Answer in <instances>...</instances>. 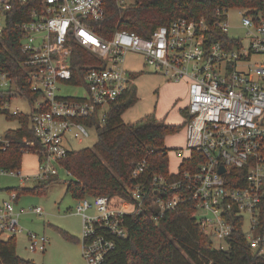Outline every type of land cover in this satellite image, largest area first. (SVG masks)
I'll use <instances>...</instances> for the list:
<instances>
[{"label":"built area","instance_id":"2783aa9c","mask_svg":"<svg viewBox=\"0 0 264 264\" xmlns=\"http://www.w3.org/2000/svg\"><path fill=\"white\" fill-rule=\"evenodd\" d=\"M115 2L125 9L133 0ZM239 12L244 39L228 34L227 10L218 24L233 42L226 48L220 41H207L209 29L203 20L179 17L155 28L150 37L115 30L110 38H103L94 22L105 16L104 0H0V51L16 63L13 71L8 70L0 53V111L20 115L18 107L12 112L8 107L16 97L26 99L30 129L38 140L23 139V155L37 158L33 174L0 168V177L35 182L59 175V161L68 151L66 135L78 141L89 135L78 119L104 120L110 102L133 82L124 64L129 53L140 55L144 65L169 81L190 83L186 144L178 154L184 150L188 156L198 154L201 160L195 171L176 172L172 178L155 175L148 185L137 182L130 188V200L101 195L78 200L75 214L82 219L85 264H103L115 239L127 237L124 215L148 210L157 220L184 199L196 202L193 216L214 249H228L240 222L251 251L264 254V228L260 229L264 221V18L256 20L243 9ZM9 43L18 45L21 58L13 55ZM75 46L95 63L73 69ZM253 55L260 60L256 65L249 63ZM24 83L38 94L36 99L24 94ZM64 87L78 90L62 94ZM10 144L0 134V151ZM143 171L141 161L132 176ZM18 198L16 191L8 190L0 200L1 239L22 232ZM29 211L42 214L40 207ZM244 215L249 217L247 230ZM25 236L31 252L46 250L45 236L29 231Z\"/></svg>","mask_w":264,"mask_h":264},{"label":"trees","instance_id":"16d2710c","mask_svg":"<svg viewBox=\"0 0 264 264\" xmlns=\"http://www.w3.org/2000/svg\"><path fill=\"white\" fill-rule=\"evenodd\" d=\"M238 8L252 14L256 20L264 18V0H133L128 8H120L115 0H104L105 16L94 22L96 32L103 38H110L115 30H124L141 37H150L159 26H167L173 20L183 17L188 20H203L209 31L207 41H220L231 48L233 42L222 32L218 24L224 19V11ZM257 16H260L257 19ZM8 48L18 59L21 55L18 45L9 43ZM0 53L6 68L13 71L16 63ZM83 63H95L92 56L81 48L74 47L71 65L75 69ZM132 78L136 74L130 73ZM21 84V83H20ZM25 84V85H24ZM24 94L30 100L38 94L29 91L24 83ZM0 98H3L0 95ZM136 102V88L130 84L115 100L110 102L104 120L97 116L78 119L87 127H94L97 140L93 148L78 151L68 150L59 165L69 172L66 194L78 201L89 196H109L130 200V188L137 182L148 185L155 175L175 177L168 168V148L165 137L177 133L183 125H171L159 120L154 113L145 115L132 123H125L122 114ZM10 119H16L20 127L7 130L4 135L11 140L5 151H0L1 169H19L23 157V139L38 142L30 129L28 115H13L4 111ZM187 113V112H186ZM38 144V143H37ZM201 158L196 153L184 157L178 168L195 171ZM144 161V171L138 177L132 171ZM60 174L35 181L28 188L16 187L18 196L25 193H44L47 185L58 181ZM196 202L184 199L173 209L155 220L150 211L124 215L123 225L127 237L115 239L113 250L103 264H264V254L251 251L239 222L226 250H216L213 243L199 227L195 217ZM264 214V213H263ZM264 228V221L260 222ZM65 238L78 242L77 238L62 231ZM16 238H0V264H35L25 261L16 254Z\"/></svg>","mask_w":264,"mask_h":264},{"label":"rangeland","instance_id":"374dc122","mask_svg":"<svg viewBox=\"0 0 264 264\" xmlns=\"http://www.w3.org/2000/svg\"><path fill=\"white\" fill-rule=\"evenodd\" d=\"M227 21L230 25L228 34L233 37L245 38V30L241 25V14L238 8L227 10ZM259 57L254 55L249 63L256 65ZM141 58L139 56H129V67L138 69L140 79L138 81V90L140 91L137 103L128 110L126 116H132L130 113L144 112L151 110L152 113L166 122L176 125H183L179 132L169 135L164 140V145L168 148L169 170L176 171L178 162L183 157L188 156L189 152L184 150L178 154V150L185 149V121L186 119L180 113V109L185 107L188 101V89L185 85L167 83L161 76L154 73L149 65L140 67ZM166 83V85H165ZM76 88H62V94H72ZM18 107L22 115L30 113V105L26 99L21 97L14 98L8 110ZM128 119V117H126ZM20 123L16 119H10L6 114L0 113V134L7 130H16ZM88 136L81 141L66 135L64 144L70 151H78L84 148H93L97 136L94 127H87ZM185 140V143H184ZM183 142V144H182ZM37 158L33 154H25L22 157L19 174L31 175L37 167ZM60 179L47 185L44 193H25L19 196L17 209L25 211L20 216V227L22 232L16 235V254L25 261H31L35 264H85L82 257V219L75 214L77 201L66 194V181L70 175L66 174L64 169H60ZM34 181H20L19 177L2 176L0 177V188H28L34 185ZM0 197L6 198V194L1 193ZM32 207H40L42 214L38 215L29 211ZM92 212V211H90ZM248 215H244V230L248 229ZM34 232L43 235L48 239L46 250L43 252H31L27 248L26 232ZM62 231L77 238L78 242H71L65 238Z\"/></svg>","mask_w":264,"mask_h":264},{"label":"crops","instance_id":"0c3cea01","mask_svg":"<svg viewBox=\"0 0 264 264\" xmlns=\"http://www.w3.org/2000/svg\"><path fill=\"white\" fill-rule=\"evenodd\" d=\"M129 56H139L140 58H141V63H140V67L142 66V65H144V61H143V58L140 56V55H137V54H133V53H129V54H127L126 55V57H125V62H124V64H125V67L129 70V73H133V74H136V76H135V78H133V82L131 83L132 85H134L135 86V88H136V102L131 106V107H129L123 114H122V120L125 122V123H132V122H136L137 120H139V119H141L142 117H144L145 115H148V114H151L152 113V111L149 109V110H145L144 112H136L135 114L134 113H130L132 116L130 117V116H126V113H127V111L128 110H131V108L137 103V101H138V98H139V94H140V91L138 90V88H137V86H138V81H139V79H140V76H139V73L141 72V70L139 71L138 69L136 70V69H132V68H130L129 67ZM155 73V72H154ZM156 74H158V75H160L161 76V78H162V80L163 81H165V82H169V83H173V84H178V85H185L186 87H187V89H188V93H189V85H190V83H189V80L188 79H182V80H180V81H177V82H173V81H169V80H167L163 75H161V74H159V73H156ZM165 85H166V83H165ZM188 100H189V94H188ZM187 105H188V101H187V104L185 105V107H183V108H181L180 109V113L182 114V116H184V118L186 119V117H187ZM154 113V112H153ZM155 115V114H154ZM126 117H128V119H126ZM155 117L157 118V119H159V120H163L165 123H168V122H166L164 119H161V118H158L156 115H155ZM168 124H171V123H168ZM171 125H176V124H171ZM185 125V124H184ZM177 126V125H176ZM179 126V125H178ZM179 132V131H178ZM4 134V133H3ZM176 134V133H175ZM172 135H174V134H172ZM169 136V135H168ZM185 136H186V133H185ZM167 137V136H166ZM165 137V138H166ZM185 140H186V137H185ZM185 140H184V143H185ZM182 144H183V142H182ZM184 158V157H183ZM182 160V159H181ZM180 162L181 161H179L178 162V167H177V170L174 172L173 170L172 171H170L169 170V172L171 173V174H175L176 172H178V168H179V164H180ZM37 165V164H36ZM37 168V167H36ZM168 168H169V161H168ZM36 171V170H35ZM9 189H11V188H4V189H2V188H0V195H1V193H4V195L6 194V196H7V191L9 190ZM2 199H4V197H0V200H2ZM17 202H18V200H17ZM17 202H16V209L18 208L17 207ZM17 211H19L18 209H17ZM24 211V210H23ZM22 211V214L24 213ZM19 212H21V211H19ZM21 214V215H22ZM26 237V236H25Z\"/></svg>","mask_w":264,"mask_h":264},{"label":"water","instance_id":"95a60500","mask_svg":"<svg viewBox=\"0 0 264 264\" xmlns=\"http://www.w3.org/2000/svg\"><path fill=\"white\" fill-rule=\"evenodd\" d=\"M223 170V168H221Z\"/></svg>","mask_w":264,"mask_h":264}]
</instances>
